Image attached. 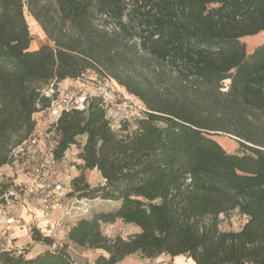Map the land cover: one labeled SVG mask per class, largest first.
<instances>
[{"label":"trees","instance_id":"obj_1","mask_svg":"<svg viewBox=\"0 0 264 264\" xmlns=\"http://www.w3.org/2000/svg\"><path fill=\"white\" fill-rule=\"evenodd\" d=\"M26 13L50 44L30 50ZM262 32L264 0H0V170L35 134L34 116L52 106L45 87L93 71L146 110L120 134L100 96L51 125L58 162L80 150L68 196L119 204L81 215L68 242L109 255L94 264L135 254L264 264V43L249 55L241 41ZM221 133L243 154L211 138ZM87 171L103 182L92 187ZM11 188L0 182V198ZM235 211L246 224L222 231L220 217ZM117 219L141 233L106 237L101 225ZM32 234L49 249L32 257L0 250V264H76L67 246L52 250L53 238Z\"/></svg>","mask_w":264,"mask_h":264},{"label":"rangeland","instance_id":"obj_2","mask_svg":"<svg viewBox=\"0 0 264 264\" xmlns=\"http://www.w3.org/2000/svg\"><path fill=\"white\" fill-rule=\"evenodd\" d=\"M26 21L33 37L30 47L31 51L50 44L41 26L27 13ZM241 41L246 46L247 54L251 55L264 43V32L256 36L245 37ZM44 94L46 97L54 99L52 103L54 109L51 106L34 116L37 123L35 135L40 136L44 149L42 154L33 159L25 157L16 159L11 165L0 170V181L12 185L10 191L14 193V196L9 199L11 202L10 206L0 209V230L3 228L2 222L6 214L20 220L22 225L28 224L31 229L30 236L27 235L25 230L18 227L17 230L11 231L8 235L0 234V249L6 248L10 251L28 253L27 257H32L37 253L49 249L42 243L32 240V230L36 229L39 231L38 229L44 227L45 224L41 225L38 221H33L35 215H39L38 204L31 196L21 192V187L25 188L27 185H30L33 169L37 165L46 162L48 147L51 142H54L55 135L50 132V127L56 120V115H54L53 111H60L66 106L72 107L77 97H84L89 100L102 96L105 101L108 119L111 121L114 131L122 134V131L125 129H128L129 132L134 131L137 127V121L144 116L146 110L140 100L128 94L116 81L102 78L93 71L86 72L78 80L68 79L62 83H53L46 86ZM211 138L218 142L227 153L243 154V150L235 137L221 133L212 135ZM79 141L83 143V139ZM79 153L80 150L76 146H73L66 153L64 160L58 163L52 171L53 177L63 181L67 192L71 190V181L81 174ZM86 177L92 187L103 182L100 174L96 171H87ZM68 195L59 198V207L52 213L53 220L50 227L53 229L52 237L55 244L51 249L54 250L55 248L67 246L76 264H94L99 257L108 258L109 255L103 250L81 248L68 242L67 234L69 228L79 219L82 213V205L79 204L77 199L70 198ZM85 204L88 210L84 218H91L96 213L114 212L119 206V204L102 200L89 201ZM23 214L28 216V218L30 217V220L25 221ZM246 222L247 218L239 215L238 211H235L227 216L220 217V228L222 231H239ZM101 229L103 234L110 239L121 237L124 240H128L141 233L138 227L126 224L120 219H117L113 223H103ZM17 231H19V234L16 233ZM190 260L186 257L172 258L167 255H161L155 259H147L140 254H135L126 257L119 264H192Z\"/></svg>","mask_w":264,"mask_h":264},{"label":"built area","instance_id":"obj_3","mask_svg":"<svg viewBox=\"0 0 264 264\" xmlns=\"http://www.w3.org/2000/svg\"><path fill=\"white\" fill-rule=\"evenodd\" d=\"M88 103V99L84 97H77L75 104L72 107L66 106L62 110H54V115H56L55 123L60 118L61 114L64 111H69L72 108L75 109H84L86 104ZM52 109H54V105L52 104ZM53 134V133H51ZM54 148L55 143L51 142L48 147V156L46 158V162L37 165L32 172V181L30 185H27L25 188L21 187V192L31 196L38 204L39 215H35L33 221H44V227H40L39 232L42 236L52 237V228L50 227L52 224V213L58 208L59 198H63L65 195H68L70 191H66L64 187V183L61 179L53 177V169L57 166L58 162L54 157ZM42 140L40 136L33 135L31 139L24 144L16 147L12 153L11 157L13 162L16 159L20 158H30L33 159L43 151ZM12 162V163H13ZM2 182V181H0ZM21 186V185H19ZM9 191V193L3 195L0 198V209L6 208L10 206V198L14 196V193ZM78 201V200H77ZM79 204L82 205V213L81 215H85L87 212L86 201H78ZM4 208V209H5ZM22 222L15 218L12 215L6 214L3 219L2 225L3 228L0 230V234L8 235L14 228H21L27 232V235L30 236L31 233L30 226L28 224H21ZM30 229V230H29ZM0 250H8L1 248Z\"/></svg>","mask_w":264,"mask_h":264},{"label":"crops","instance_id":"obj_4","mask_svg":"<svg viewBox=\"0 0 264 264\" xmlns=\"http://www.w3.org/2000/svg\"><path fill=\"white\" fill-rule=\"evenodd\" d=\"M97 172V171H96ZM23 217H24V219H25V221H29L30 219V217L28 218V216H26L25 214H23ZM41 221V222H40ZM40 221H38L39 222V224H41V225H44V221L43 220H40ZM18 228H14L13 230H17ZM12 230V231H13ZM24 232V231H23ZM16 233H18L19 234V231H17ZM44 251H42V252H40V253H37L36 255H39V254H41V253H43ZM35 256V255H34Z\"/></svg>","mask_w":264,"mask_h":264},{"label":"bare ground","instance_id":"obj_5","mask_svg":"<svg viewBox=\"0 0 264 264\" xmlns=\"http://www.w3.org/2000/svg\"><path fill=\"white\" fill-rule=\"evenodd\" d=\"M190 262H191L192 264H196L192 259L190 260Z\"/></svg>","mask_w":264,"mask_h":264}]
</instances>
